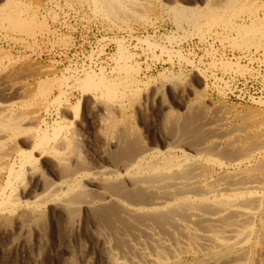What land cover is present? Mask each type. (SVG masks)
<instances>
[{
    "label": "bare ground",
    "instance_id": "bare-ground-1",
    "mask_svg": "<svg viewBox=\"0 0 264 264\" xmlns=\"http://www.w3.org/2000/svg\"><path fill=\"white\" fill-rule=\"evenodd\" d=\"M64 1L67 6L91 2L96 16L122 24L141 15L147 4L142 0ZM200 1L201 10L171 6V17L190 24L201 37V26L206 33L221 26L235 33H225L229 46L264 50V15L253 9L255 0ZM1 3L0 31L10 29L33 41L43 33H55L26 3ZM13 3H20L23 10ZM243 15L247 23L241 20ZM136 41L157 45L147 35ZM115 42L116 69L123 75L114 79L89 68L81 77L58 76L51 68L30 73L19 63L14 66L18 59L0 49V243L15 253L13 264H247L249 250L244 248L250 243L255 215L263 211L255 189L262 183L264 159L256 165L252 160L254 152L264 147V139L250 147L243 142L248 147L236 149L231 143L223 148L215 137L199 136L190 127L195 115L184 105L183 115L165 109L162 129L146 142L126 115L139 100V69L124 40ZM160 49L169 53L164 46ZM233 65L224 61L221 66L226 70ZM65 88L89 96L100 144L93 161L77 151L81 141L73 125L80 115L81 97L73 103ZM62 108L70 112L69 119ZM188 142L193 147L186 152L180 145ZM204 164L221 173L232 171L207 181L209 170Z\"/></svg>",
    "mask_w": 264,
    "mask_h": 264
},
{
    "label": "rangeland",
    "instance_id": "rangeland-1",
    "mask_svg": "<svg viewBox=\"0 0 264 264\" xmlns=\"http://www.w3.org/2000/svg\"><path fill=\"white\" fill-rule=\"evenodd\" d=\"M19 1L38 11L37 18H44L49 27L48 29L51 31L55 30L54 34L45 35L43 33L42 36H39L34 41L30 37H21L18 34H14L10 29L0 31V49L11 55V58L15 61L18 59L13 63L14 66L19 63L24 69L26 67V70L28 69L27 71L30 73L37 71V68H41V70L51 68L54 71L56 70L55 73L59 74L58 76L77 77L79 74L78 77H81L83 72L88 71L89 68V71H94L95 74L105 73L104 76L108 79L117 78L119 74H123L121 71L118 73L116 69L118 46L115 39L124 40L123 45L132 54V63L137 64L139 69L137 77L142 82L140 83L141 85L139 84V100H136L134 103L135 108L128 110L126 115L130 116L129 122L139 131L143 140L146 139V142L151 141L153 136H157L162 129L161 121L165 115V109L168 110L169 108V111L173 114L183 115L186 112V109H183L184 105H187L193 115H195L190 127L196 130L199 136L206 134L207 136L215 137L223 148L232 144L233 148L238 149L240 146L244 148L247 146L244 144L248 143L250 147L251 144H254L252 142L259 141L260 138L264 139V50L254 47L236 49L229 46L230 44L225 40L224 36L226 34L234 36L235 33L224 31L221 26L212 27L209 31L210 33L205 32L206 28L204 25L201 26V29H203L201 30L202 35L204 36L201 37V35H197V32H194L190 24L176 22L171 17L173 14L169 8L177 4H183L182 6L185 7L200 8V10L204 9V5L200 0H195L196 3L194 0H173L174 2L172 0H142L147 4L144 6L145 8L143 7L140 10L141 15L138 12L140 19L137 20L139 16H136L135 19L127 18L124 21L125 25L124 23L122 24L123 21L121 20L118 22L112 19L113 21L111 22V19L105 20L101 16H96L92 11L91 2H85L86 4L74 2L67 6L64 0ZM1 2L2 0H0ZM255 2L257 3H254L253 9L256 10L258 16L262 17L264 15V0H255ZM36 3H39L38 6ZM259 3L262 4V7H260ZM14 5L22 9L20 3L19 5L13 3L12 6L15 7ZM256 7L259 9H256ZM53 16L56 17L54 18ZM242 19H244L245 23L248 22V18L245 15H243ZM241 20L233 19L232 21L243 23ZM185 24L188 25L186 26ZM3 33H5V37L2 35ZM146 35L149 36L152 43L157 44L156 48H153L155 46L149 47L136 41L137 38H143ZM163 46L167 48L168 54L161 51L160 47ZM224 61L234 64L233 67L224 70L221 66ZM220 62L221 64H219ZM235 63L241 66V69H237ZM68 82L70 83L71 80H68ZM157 86L161 87L160 91ZM154 89H156L155 92ZM68 90L65 88L67 96L72 98L73 103H75L76 98L81 97L80 111L78 113L80 115H78L79 119L76 116L73 129L75 128L74 130L77 131L81 141L77 151L79 150L78 152L82 157L84 156L83 158L90 162V160L93 161L97 157L100 144L94 130L93 121L95 119L90 111L89 96H80L78 91H75V88ZM157 91L159 92L157 93ZM180 94L182 98H180ZM67 110V108L61 109L66 117L65 119H69L71 116ZM49 118L47 119L52 121L53 117ZM204 122H210V124L203 126ZM216 130L217 133L215 132ZM180 146L184 150L186 149V152L189 149L188 147H193L192 145L189 146V142ZM254 153L256 156L252 160L253 163H251L256 165L264 159V147ZM189 154L192 153L190 152ZM92 156L94 159L91 158ZM204 166L209 171L213 170L212 172H214L208 171L205 179L207 181H211L214 178L217 179L224 172L232 171V169H224V172L222 171L221 173L217 167L214 168L207 164H204ZM262 172L264 173V167ZM263 173L261 176L262 183L261 185L259 184L262 189L259 186L255 189L257 196H261L260 201L263 211L261 214L255 215L253 233L249 239L250 246L248 245L249 248L248 246L244 248V250H249L247 264H254V262L259 264L262 261L264 263V259L262 261L260 259L264 258V246L262 244L264 241L262 240L264 238ZM261 219L262 221H260ZM1 238L0 235V241L2 240ZM3 238L5 239L4 236ZM7 248L6 244L0 243V264H13L15 253ZM237 251L240 252L239 249ZM35 254L36 252L33 255ZM26 255L28 256V254ZM54 262L56 263V261L48 263L55 264Z\"/></svg>",
    "mask_w": 264,
    "mask_h": 264
}]
</instances>
